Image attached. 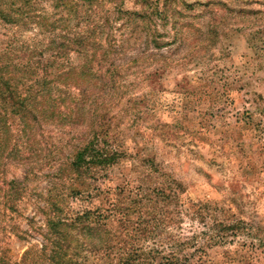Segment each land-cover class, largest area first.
Masks as SVG:
<instances>
[{
  "label": "rangeland",
  "instance_id": "obj_1",
  "mask_svg": "<svg viewBox=\"0 0 264 264\" xmlns=\"http://www.w3.org/2000/svg\"><path fill=\"white\" fill-rule=\"evenodd\" d=\"M147 1L33 0L50 22L67 19L74 30L81 15L90 17L82 24L100 27L103 42L116 41L110 60L122 70L104 97L115 117L110 141L123 159L99 186L112 203L118 188L143 185V198L159 201L152 191L160 183L181 185V205L150 204L162 212L160 235L144 241L147 251L176 254L173 264H264V0ZM61 33L3 29L0 40L28 51ZM45 128L52 132L32 159L35 175L27 177L10 148L0 150V264H50L41 250L55 200L75 210L108 205L102 194L70 195L64 164L75 133ZM222 223L240 229L221 241ZM80 246L74 241L69 254Z\"/></svg>",
  "mask_w": 264,
  "mask_h": 264
},
{
  "label": "trees",
  "instance_id": "obj_2",
  "mask_svg": "<svg viewBox=\"0 0 264 264\" xmlns=\"http://www.w3.org/2000/svg\"><path fill=\"white\" fill-rule=\"evenodd\" d=\"M81 1L95 5L99 0ZM140 2L149 4L147 0ZM33 3V0H0V30L62 33L48 43L40 41L28 51L19 50L10 39L0 40V150L10 148L22 163L17 165L26 168L29 177L39 171L38 162L32 159L44 151L41 138L52 132L45 127L70 130L72 135L74 131L73 153L64 164L69 173L70 195L78 200L97 193L108 199L106 207L79 210L74 209L72 202L68 205L64 200H55L49 206L46 222L47 244L52 246L46 244L42 248L43 258L50 264H155L161 257L159 264H173L176 254L172 253L168 259L158 251H147L144 241L160 235L157 216L162 212L152 210L150 204L161 201L168 205L175 201L181 205V185L174 180L160 183L152 191L159 201L143 198L142 191L146 192L143 185L130 190L118 188V198L112 203L109 200L112 193L99 186L100 177L108 175L123 159L110 141V124L115 117L104 97L107 90L117 86L116 77L122 70L110 60L116 41L103 42L100 27L83 25L82 15V27L78 25L74 30L68 27L67 19L50 22L45 11H37ZM77 8L81 10L83 5L77 4ZM124 14L145 18L141 14ZM15 134L17 139L12 148L10 139ZM11 152L2 153L10 156ZM63 204L68 206L67 212ZM238 224L244 228V222ZM239 225L220 224L219 239L225 240L229 231L240 229ZM74 241L78 246L82 241V246L69 254ZM82 254L87 256L83 257L84 262H79L76 257Z\"/></svg>",
  "mask_w": 264,
  "mask_h": 264
}]
</instances>
